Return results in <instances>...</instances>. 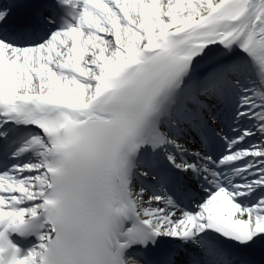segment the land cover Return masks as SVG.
<instances>
[{
  "label": "snow or ice",
  "instance_id": "6c2138e0",
  "mask_svg": "<svg viewBox=\"0 0 264 264\" xmlns=\"http://www.w3.org/2000/svg\"><path fill=\"white\" fill-rule=\"evenodd\" d=\"M0 264H264V0H0Z\"/></svg>",
  "mask_w": 264,
  "mask_h": 264
}]
</instances>
